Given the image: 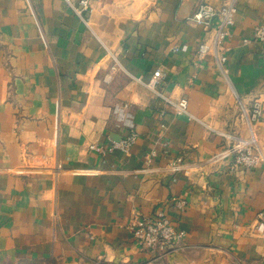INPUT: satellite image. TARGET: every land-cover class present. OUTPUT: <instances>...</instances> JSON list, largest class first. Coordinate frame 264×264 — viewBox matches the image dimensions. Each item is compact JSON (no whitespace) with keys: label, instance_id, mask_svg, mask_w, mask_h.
I'll return each instance as SVG.
<instances>
[{"label":"crops","instance_id":"1","mask_svg":"<svg viewBox=\"0 0 264 264\" xmlns=\"http://www.w3.org/2000/svg\"><path fill=\"white\" fill-rule=\"evenodd\" d=\"M29 1L33 13L26 0H0V264L264 260V161L213 159L231 144L220 133H253L264 155V113L249 122L244 112L255 99L264 107V42L252 40L264 0H236L225 73L212 55L194 62L206 34L190 16L201 1L226 0H103L88 24L65 0ZM182 44L188 51L172 50ZM158 68L161 91L185 97L201 122L136 79ZM120 102L138 132L130 152L90 149L127 134L112 113ZM158 210L185 232L167 253L143 250L127 228L134 212Z\"/></svg>","mask_w":264,"mask_h":264},{"label":"built area","instance_id":"2","mask_svg":"<svg viewBox=\"0 0 264 264\" xmlns=\"http://www.w3.org/2000/svg\"><path fill=\"white\" fill-rule=\"evenodd\" d=\"M103 0H65L67 5L73 12L85 23L88 24V16L93 11V3ZM27 6L33 13L30 1L26 0ZM236 14V0H226L221 5L215 6L205 1L197 4L190 18L198 25H201L205 31L206 37L196 46L193 52L194 62L201 65L202 61L207 55L214 57L217 68L225 73L227 62V46L225 44ZM253 41L264 42V25H257L253 29ZM248 42V39H244ZM173 51H188L187 44L173 46ZM118 65L116 57L110 56ZM115 67V65H114ZM162 70L156 69L151 77L144 81L142 77L136 79L152 91L156 97L164 100L171 105L175 114H184L189 119L200 121L188 110V101L185 97H180L173 100L167 97L159 88L160 79L162 78ZM249 122L257 121L264 113V107L261 102L255 99L248 111H244ZM112 113L120 127L127 130V134L123 137L112 140L108 146H100L98 144H90L89 148L98 152L105 153L107 150H120L126 154L130 152L132 145L135 143L138 132L135 129L133 121V113L129 109V103L120 102L112 107ZM215 131V130H214ZM231 144L219 151L213 156V159L226 158L231 168L256 167L261 161H264V155L261 154L256 138L252 133L249 138L240 139L232 134H224ZM156 156L155 151L146 152L143 155V161L146 165L151 164L153 158ZM173 170L178 169L177 164L171 165ZM170 201L179 210H184L186 201L183 198L174 196ZM132 237L139 244V246L147 252H161L167 253L176 248V246L183 240L185 232L182 229L176 228L171 219L161 210L154 214L143 215L139 212H134L132 219L127 224ZM257 228L264 230V212L260 213Z\"/></svg>","mask_w":264,"mask_h":264},{"label":"rangeland","instance_id":"3","mask_svg":"<svg viewBox=\"0 0 264 264\" xmlns=\"http://www.w3.org/2000/svg\"><path fill=\"white\" fill-rule=\"evenodd\" d=\"M114 65H115V67H114ZM109 67H110V68H109L110 70L118 67L117 64H115L114 60H112L111 57H110V59H109ZM108 73H109L110 75H108ZM111 75H112V73H110V72H107V73H106L105 77H106V76H107V77H106L105 82H110ZM13 264H24V263H22V262H17V263H13ZM231 264H264V260H262V259L252 260V261H235V260H233V262H232Z\"/></svg>","mask_w":264,"mask_h":264}]
</instances>
